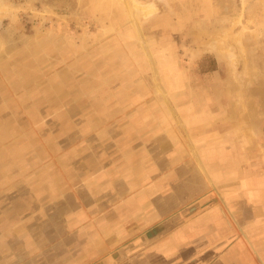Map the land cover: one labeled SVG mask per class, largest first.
Instances as JSON below:
<instances>
[{"label":"crops","instance_id":"0c3cea01","mask_svg":"<svg viewBox=\"0 0 264 264\" xmlns=\"http://www.w3.org/2000/svg\"><path fill=\"white\" fill-rule=\"evenodd\" d=\"M12 71L0 74V264H264V171L233 151L214 166L197 152L201 125L192 136L171 122L163 90L154 121L144 93L21 90ZM240 120L243 142L260 141Z\"/></svg>","mask_w":264,"mask_h":264},{"label":"rangeland","instance_id":"374dc122","mask_svg":"<svg viewBox=\"0 0 264 264\" xmlns=\"http://www.w3.org/2000/svg\"><path fill=\"white\" fill-rule=\"evenodd\" d=\"M0 1V74L15 66L21 90L36 80L56 91H138L154 121L164 107L151 94L163 90L171 122L192 136L201 125L209 139L197 152L214 166L229 165L233 151L264 171V0H135L155 6L135 18L124 0ZM242 116L259 128L247 137L260 141L243 142Z\"/></svg>","mask_w":264,"mask_h":264},{"label":"bare ground","instance_id":"6f19581e","mask_svg":"<svg viewBox=\"0 0 264 264\" xmlns=\"http://www.w3.org/2000/svg\"><path fill=\"white\" fill-rule=\"evenodd\" d=\"M124 2L132 18H135L137 13H142L146 15V14L152 13L155 9L153 2L138 3V2H135V0H124ZM1 7H2V4L0 1V9ZM236 41H238V39H236ZM0 47H1V39H0Z\"/></svg>","mask_w":264,"mask_h":264}]
</instances>
